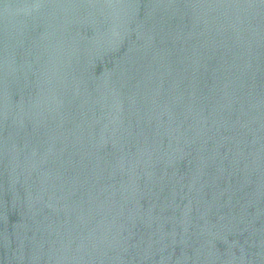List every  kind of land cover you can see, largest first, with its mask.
Here are the masks:
<instances>
[{"label": "water", "instance_id": "1", "mask_svg": "<svg viewBox=\"0 0 264 264\" xmlns=\"http://www.w3.org/2000/svg\"><path fill=\"white\" fill-rule=\"evenodd\" d=\"M0 264H264V0H0Z\"/></svg>", "mask_w": 264, "mask_h": 264}]
</instances>
